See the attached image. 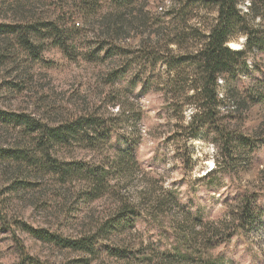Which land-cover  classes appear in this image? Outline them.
Listing matches in <instances>:
<instances>
[{
    "label": "rangeland",
    "instance_id": "obj_1",
    "mask_svg": "<svg viewBox=\"0 0 264 264\" xmlns=\"http://www.w3.org/2000/svg\"><path fill=\"white\" fill-rule=\"evenodd\" d=\"M188 1L139 0L132 13L136 17L129 19L131 36L120 39L118 44L137 51L145 45L148 37L156 38L175 29L167 23V12L186 4L189 11L187 23L206 32L215 21V10H211L204 0H191L190 5ZM64 3L61 9L60 0H0V25L32 21L37 17L56 19L69 10L68 4ZM249 5L248 0L240 5L243 13L250 14L247 20L256 29H264V18L253 19ZM144 12L148 15L145 16ZM146 18L163 21L155 33L150 22H145ZM76 21L88 30L85 41L88 38L94 40L96 23L86 24L80 18ZM189 30L194 34L189 35L188 41L182 42L180 47L171 45L175 52L185 51V46L195 43L198 32ZM14 38L0 30V109L32 112L52 120H60L78 111H95L119 134L134 135L137 127L141 135H135L140 139L136 147L140 171L131 179L129 189L122 188L120 193L136 195L153 183L160 190L161 187L174 190L181 204L171 211V214L178 212L176 217L182 218L184 215L181 214L189 211L205 220L218 221L240 203V197L255 195L261 211L257 218H252L253 212L249 211L244 226L239 228V222L229 220L226 234L232 232V235L230 238L226 234L220 236L221 244L210 253L222 258L226 264H264V100L258 102L259 96H256L255 100L241 107L234 104L223 109V114H227V109H236L233 123L235 129L240 130V137L246 140L245 150L249 153L245 155L246 160L238 157L214 172L216 159H219L215 145L220 138L217 132L210 129L193 134L188 126L195 111L191 102L195 100L171 90L175 84L166 76L158 77L154 86L146 91L142 85L132 86L130 80L137 78L139 70L134 54L130 57L133 60L127 76L112 84L107 79L116 58L105 61L72 59L48 39H39L44 42L35 44L38 54L30 55ZM230 46L244 49L246 37L240 35L231 41ZM248 63V70L240 78V88L243 87L245 92L258 84L264 94V47L253 49L248 55ZM150 74L151 69L142 77L145 79ZM220 83L224 92L226 82L222 79ZM163 87L167 88L163 90ZM193 94V91L189 93L190 96ZM244 97L247 98L248 94ZM123 110L126 111L124 116L121 115ZM136 121L138 125L134 126ZM16 140L6 123L0 122V147L15 144ZM126 145L122 143V146ZM64 151L92 165L103 161L106 155L113 156V151L107 148L78 147ZM27 168L0 160V264H24L21 258L26 254L42 264H156L160 253L170 252L178 244L171 234L170 215H150L149 208H145L132 228L116 232L106 240L107 245L92 256L42 241L19 222L72 236L84 227L105 220L112 214L116 203L108 195L90 203H79L76 193L84 182L62 185L58 179L46 174L34 178L28 174ZM121 246L131 249L132 254H126L125 258L116 255L115 249Z\"/></svg>",
    "mask_w": 264,
    "mask_h": 264
},
{
    "label": "trees",
    "instance_id": "obj_2",
    "mask_svg": "<svg viewBox=\"0 0 264 264\" xmlns=\"http://www.w3.org/2000/svg\"><path fill=\"white\" fill-rule=\"evenodd\" d=\"M60 1L63 4L61 9L66 2L69 10L61 13L56 19L37 17L32 21L1 24L0 30L3 29L14 36L15 41L30 55L38 54L35 44L39 39H48L72 59L80 57L87 61H105L116 58L107 79V82L112 84L127 76L133 60H130V57L134 54L139 63V70L136 73L137 78L130 80L132 86L142 85L146 91L154 86V80L166 76L167 80L175 84L172 89L169 87L171 90L195 100L191 102L195 111L188 126L193 134L210 129L217 132L220 138L216 140L215 145L219 150V159H216L217 169L214 168V172L238 157L246 160L245 155L249 153L245 150L246 140L240 137V130L235 129L236 125L233 123L236 109H227V114H223L224 108L234 104L237 108L241 107L255 100L256 96H259L256 99L258 102L264 100L263 91L258 88V84H254L255 88H248L245 92L243 87L239 86L241 75L250 66L249 53L253 52V49L264 47V29H256V26L247 20L250 14L243 13L240 8L245 0H204L211 10L216 12L215 21L206 32L187 23V4L171 8L167 12V23L175 29H169L156 38L148 37L147 42L143 43L145 45L137 51L119 45L118 42L131 36L129 19L134 16L132 13L139 0ZM248 1L252 18H264V0ZM191 2L189 0L187 3L190 5ZM144 14L148 15L146 12ZM79 18L86 24L96 23L94 40L88 38L85 41L88 30L81 22L76 21ZM148 21L154 33L163 22L161 19L146 18L145 22ZM189 29L198 32L195 43L185 46V51L181 49L175 52L171 45L182 46V42L186 41L190 34H194ZM240 35L246 37V47L232 48L231 41ZM149 69L152 74L144 79L142 74H146ZM222 79L227 86L224 92L220 83ZM166 88L163 87V90ZM191 91L194 94L190 96ZM246 93L247 98L244 97ZM121 115H126V111L123 110ZM0 122L6 123L17 139L15 144L0 147V160L16 164L18 168L28 167V174L34 178L46 174L58 179L62 185L74 181L84 182L76 193L79 203H90L106 195L112 197L116 203L112 214L105 220L84 227L72 236H65L46 227H35L25 221L19 222L33 236L63 249L92 256L91 254L100 252L101 247L107 245L106 240H110L116 232L132 228L136 219L146 211L145 208H149L150 215H170L171 234L178 241L170 252L158 255L156 264H226L222 258L213 256L210 252L221 244L219 237L226 234L228 221L239 222V228L244 226V219L248 218L249 211L253 212L252 218H257V214L261 212L257 197L251 195L240 197V203L231 209L225 218L218 221L205 220L189 211L187 214H181L184 217L177 218V211L171 214L173 208L178 209L181 206L174 190L164 187L160 190L156 183H153L136 195L121 194V189H129L131 179L140 171L136 154L140 139L135 137L140 135L139 129H134V135L119 134L112 124L107 123L95 111H78L60 120H52L32 112H7L0 109ZM137 125L136 121L134 126ZM124 142L126 146H122ZM78 147L91 150L107 148L113 151V156L106 155L103 161L92 165L75 159L64 151L66 148ZM29 167L32 171H28ZM231 235L226 234L227 238ZM123 246L115 250L116 255L121 254L125 258L132 252ZM21 259L24 264H42L29 254L23 255ZM90 261L89 258L88 262Z\"/></svg>",
    "mask_w": 264,
    "mask_h": 264
}]
</instances>
